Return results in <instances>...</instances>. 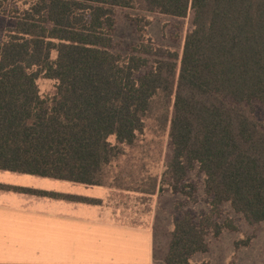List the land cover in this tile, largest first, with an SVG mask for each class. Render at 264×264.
Masks as SVG:
<instances>
[{"label":"trees","instance_id":"1","mask_svg":"<svg viewBox=\"0 0 264 264\" xmlns=\"http://www.w3.org/2000/svg\"><path fill=\"white\" fill-rule=\"evenodd\" d=\"M5 1L0 14L15 25L0 35L1 171L103 185L105 167L158 112L169 122L172 190L196 200L185 180L197 164L210 198L209 212L175 218L166 264H210L191 258L208 251L209 235L238 229L219 220L226 202L250 226L264 221V122L254 115L264 106V0H30L22 10ZM118 9L192 12L182 53L142 35L130 54L114 53ZM132 20L141 34L144 16ZM41 76L57 82L54 95L40 93Z\"/></svg>","mask_w":264,"mask_h":264},{"label":"rangeland","instance_id":"2","mask_svg":"<svg viewBox=\"0 0 264 264\" xmlns=\"http://www.w3.org/2000/svg\"><path fill=\"white\" fill-rule=\"evenodd\" d=\"M29 2L30 0H6L5 5L9 10H22L29 6ZM11 15L12 13L8 12L0 14V35L15 25ZM136 16L145 18L139 22V26H144L141 34L138 31L139 27L132 20V17ZM145 21H148V24L145 25ZM191 22L192 12L185 18H176L135 9H118L115 13L112 51L122 55L130 54L142 35L146 40L151 39L156 46L181 54L185 36L192 28ZM37 83L43 96L55 94L57 87L55 80L41 76ZM158 115V112H154L145 119L144 130L138 133L132 145L122 146V154L105 167L103 179L106 184L120 189L113 192L108 202L120 219L135 224H147L153 198L141 193L154 188L156 223L166 227V220L169 218V224L173 229L175 218H180L188 212L196 217L209 212L210 198L205 194L204 175L199 171L197 164L185 180L187 184L195 185L196 200H191L185 192L172 190L171 176L167 170L172 155L169 122H163ZM254 115L257 120L264 122V106L258 102L254 103ZM109 141L116 143L115 136H111ZM123 189L129 191H122ZM221 209L219 220L223 221L228 216L233 219L238 229L225 230L217 238L209 235L208 251L195 253L192 261H208L210 264H264V221L250 226L240 214L233 211L228 202L222 204ZM246 240H249L248 246L236 247L237 241Z\"/></svg>","mask_w":264,"mask_h":264},{"label":"crops","instance_id":"3","mask_svg":"<svg viewBox=\"0 0 264 264\" xmlns=\"http://www.w3.org/2000/svg\"><path fill=\"white\" fill-rule=\"evenodd\" d=\"M0 184L95 201L0 190V264H166L173 229L169 218L166 227L156 223L154 188L141 193L153 198L147 224H135L108 204L120 190L110 184L1 170Z\"/></svg>","mask_w":264,"mask_h":264}]
</instances>
